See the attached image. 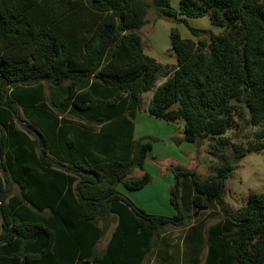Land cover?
<instances>
[{
  "label": "trees",
  "instance_id": "16d2710c",
  "mask_svg": "<svg viewBox=\"0 0 264 264\" xmlns=\"http://www.w3.org/2000/svg\"><path fill=\"white\" fill-rule=\"evenodd\" d=\"M151 7L197 38L172 29L175 64L144 53ZM203 17L222 32L190 26ZM149 92L150 116L182 123L189 143L210 139L217 159L207 179L173 168L172 217L148 214L118 189L152 180V144L134 139ZM20 110L36 133L18 125ZM241 121L259 128L247 147L227 136ZM262 151L264 0H180L179 10L171 0H0V264H143L152 255L161 264H264V193L238 211L224 199L237 163ZM132 169L142 177L127 179ZM181 179L191 207H217L222 218L190 225L183 252L169 254L161 230L191 219L178 204ZM111 216L116 226L97 250Z\"/></svg>",
  "mask_w": 264,
  "mask_h": 264
},
{
  "label": "rangeland",
  "instance_id": "374dc122",
  "mask_svg": "<svg viewBox=\"0 0 264 264\" xmlns=\"http://www.w3.org/2000/svg\"><path fill=\"white\" fill-rule=\"evenodd\" d=\"M146 1L152 2V0ZM171 6L179 10V0H172ZM188 22L191 27L196 29L209 30L214 33L220 30L211 26L208 17L188 19ZM172 29H177L183 39L197 40L185 24L160 17L154 7L149 8L147 23L139 33L142 37L144 53L162 65L172 64L176 61L175 56L170 52ZM164 81V78L161 79L157 85H161ZM46 93L48 94V89H46ZM152 96V92L143 96L142 108L135 119L136 133L134 137L135 141L142 140L152 144V150L149 152L145 167V171L151 175L152 180L141 190L130 191L123 185H119L118 189L148 214L172 217L177 214L171 203V189L176 185L173 168L183 167L194 171L199 178L207 179L217 175L215 169L217 159L210 153V139L189 143L184 140L182 123H168L150 116L147 107ZM19 115L25 122L22 123L17 119L18 125L20 127L27 126L29 122L21 110ZM258 129V127L241 121L237 130H230L227 136L233 142L247 147L255 141L254 133ZM142 175V171L132 169L127 179H138ZM252 193H264V151L248 154L237 163V169L226 181L224 199L233 210L238 211L246 206L248 197ZM192 194L190 181L181 179L178 204L182 211L190 212L191 219L186 228L166 227L161 230V234L164 236L162 241H167L170 244L169 254L176 250L175 248L180 250V253L183 252V239L190 225L203 222L206 227H209L222 218L217 207H205L196 211L189 205ZM100 225L104 228L105 233L97 245V250H102L109 241L116 226L115 217L111 216L108 221L100 222ZM163 246L165 250L167 245L164 243ZM205 256L206 247L202 254L203 261ZM161 262L168 264L166 260H161ZM143 264L161 263L156 260L155 255H152Z\"/></svg>",
  "mask_w": 264,
  "mask_h": 264
},
{
  "label": "crops",
  "instance_id": "0c3cea01",
  "mask_svg": "<svg viewBox=\"0 0 264 264\" xmlns=\"http://www.w3.org/2000/svg\"><path fill=\"white\" fill-rule=\"evenodd\" d=\"M171 2H172V0H171ZM179 2H180V0H179ZM203 18H204V17H203ZM198 19H199V18H198ZM208 20H209V18H208ZM209 22H210V20H209ZM210 24H211V22H210ZM211 26H213V25L211 24ZM213 27H214V28H218V29H220L219 32H215L216 34L222 32V29H221V28L216 27V26H213ZM193 40H195V39H193ZM175 60H176V59H175ZM175 63H176V61L173 62L172 64H175ZM47 89H48V88H47ZM46 94H47V93H46ZM48 94H49V89H48ZM48 94H47V95H48ZM137 116H138V115H137ZM135 133H136V124H135V130H134V137H135ZM149 154H150V153H149ZM149 154H148L147 159H146V161H145V167H146V162H147V160H148V158H149ZM172 167H174V166H172ZM127 197H128V196H127ZM135 203H136V202H135ZM108 242H109V241H108ZM108 242L106 243V245L104 246V248H102V250L106 248Z\"/></svg>",
  "mask_w": 264,
  "mask_h": 264
},
{
  "label": "water",
  "instance_id": "95a60500",
  "mask_svg": "<svg viewBox=\"0 0 264 264\" xmlns=\"http://www.w3.org/2000/svg\"><path fill=\"white\" fill-rule=\"evenodd\" d=\"M26 127H27L28 129L34 131V133H36L35 130H33V129L30 128L29 126H26ZM37 135L39 136V134H37ZM39 141H40V144H41V147H42V151H43V143H42V141H41L40 136H39ZM5 196H6V193H4V194L1 196L0 200H2ZM87 264H88V263H87Z\"/></svg>",
  "mask_w": 264,
  "mask_h": 264
}]
</instances>
